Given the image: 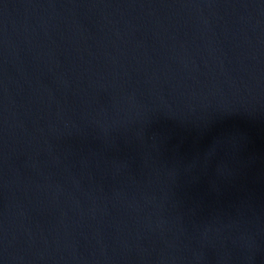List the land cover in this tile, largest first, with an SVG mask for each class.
<instances>
[{
  "label": "water",
  "instance_id": "1",
  "mask_svg": "<svg viewBox=\"0 0 264 264\" xmlns=\"http://www.w3.org/2000/svg\"><path fill=\"white\" fill-rule=\"evenodd\" d=\"M0 264H264V0H0Z\"/></svg>",
  "mask_w": 264,
  "mask_h": 264
}]
</instances>
